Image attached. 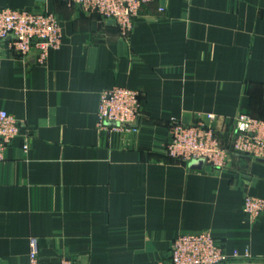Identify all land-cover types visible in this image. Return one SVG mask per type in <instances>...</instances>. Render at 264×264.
I'll list each match as a JSON object with an SVG mask.
<instances>
[{
    "label": "crops",
    "instance_id": "1",
    "mask_svg": "<svg viewBox=\"0 0 264 264\" xmlns=\"http://www.w3.org/2000/svg\"><path fill=\"white\" fill-rule=\"evenodd\" d=\"M2 8L54 14L62 43L43 64L0 44V109L27 135L0 161V264H29L30 238L39 264H159L177 235L203 231L223 264H264V212L249 223L242 211L245 195L264 199V160L216 170L165 155L172 119L264 121V0H160L127 37L62 0ZM116 86L139 92L141 115L100 130L99 96Z\"/></svg>",
    "mask_w": 264,
    "mask_h": 264
},
{
    "label": "built area",
    "instance_id": "2",
    "mask_svg": "<svg viewBox=\"0 0 264 264\" xmlns=\"http://www.w3.org/2000/svg\"><path fill=\"white\" fill-rule=\"evenodd\" d=\"M85 14H94L101 20L111 21L121 37H127L137 18L147 6L160 0H62ZM158 12L164 8L159 5ZM5 43L18 57H25L35 50L36 62L43 64L51 50L62 43L59 19L52 13H37L30 10L0 9V44ZM141 115L140 94L124 87H113L101 92L96 111L100 130L122 132L127 125L134 124ZM183 124L170 120L169 136L165 143V155L178 163L202 160L208 167L222 170L228 167L233 156H245L264 160V121L246 114H239L229 123L216 128L211 122L215 116ZM228 123V124H229ZM23 122L0 109V161L3 150L16 137L27 140L22 134ZM223 129V130H222ZM223 134H226L224 137ZM227 142V143H225ZM23 151L27 150L24 143ZM242 211L249 223H256L264 212V199L245 195ZM236 256V254H234ZM228 256L210 231L179 234L169 246L168 259L159 264H223ZM29 264L38 263V244L29 240ZM60 264H79L76 260L64 259Z\"/></svg>",
    "mask_w": 264,
    "mask_h": 264
},
{
    "label": "water",
    "instance_id": "3",
    "mask_svg": "<svg viewBox=\"0 0 264 264\" xmlns=\"http://www.w3.org/2000/svg\"><path fill=\"white\" fill-rule=\"evenodd\" d=\"M161 2H163V0H161ZM138 120L139 118L136 120V122L134 124H130V125H127L128 128H136L137 126V123H138ZM195 161H200V162H203L202 160H193L191 162H195ZM190 163V162H189Z\"/></svg>",
    "mask_w": 264,
    "mask_h": 264
}]
</instances>
